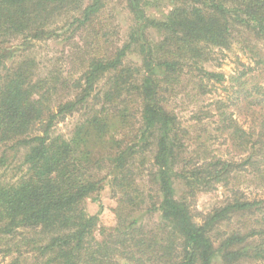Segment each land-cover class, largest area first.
I'll return each instance as SVG.
<instances>
[{
    "label": "trees",
    "instance_id": "trees-1",
    "mask_svg": "<svg viewBox=\"0 0 264 264\" xmlns=\"http://www.w3.org/2000/svg\"><path fill=\"white\" fill-rule=\"evenodd\" d=\"M111 1L0 0V168L27 150L21 175L0 181V264H264V0H124L125 40ZM49 43L70 67L42 74ZM234 44L248 64L209 69ZM217 84L225 96L208 101ZM76 113L69 136L52 135ZM106 186L113 227L86 207Z\"/></svg>",
    "mask_w": 264,
    "mask_h": 264
},
{
    "label": "rangeland",
    "instance_id": "rangeland-1",
    "mask_svg": "<svg viewBox=\"0 0 264 264\" xmlns=\"http://www.w3.org/2000/svg\"><path fill=\"white\" fill-rule=\"evenodd\" d=\"M110 3L112 4V7H108L106 15H114L116 19L113 21V25H115L119 29V40H125L127 38V34L131 24L130 14L125 9L124 0H112ZM37 52L38 59L42 64V74H44V72L46 73L47 70L52 69L53 65H55L59 69L61 67L62 69H67L68 67H70V65L68 64V59L65 55L67 50L64 52L63 45H59L58 43L41 44L39 45ZM214 59V62L209 65V69L223 72L227 76L234 73L238 61L247 64L249 62V60L247 59V57H245L237 44H234L231 50L216 49ZM216 89V93L213 96H209L208 101L212 100L213 97L218 95L222 97L225 96L226 92L224 91V86L217 84ZM174 109L175 111H177L184 124L190 125L195 123L194 119H192V110L196 109L194 105H190L187 102L183 103L182 99L179 97L174 103ZM80 118L81 113H76L72 116H68L64 122L57 124L53 128L52 135L69 136L73 131L75 124L78 120H80ZM213 145L214 146H212L211 149L215 154L225 156L227 150L222 139L216 140L215 144ZM3 151L4 149L0 148V159L2 158ZM26 151V149H21L16 153L8 152V154L6 155L8 157L5 164L6 166L0 168V181H13L14 179L18 178L19 175H21L19 167L23 163ZM138 183L148 191H151V188L155 190L154 186L151 185L147 178H144L142 180L139 179ZM238 183H240L239 186L242 189H245L247 195L251 197L263 195V192H261L262 190L257 189L255 184L249 178L243 177ZM224 195L225 194L223 188H219V190L211 194H199L196 200L194 213L198 215H204L208 213L214 206L218 205L222 201ZM118 203V198L114 197L110 187L106 186L103 191L87 200L86 207L89 214L100 216V224L102 226L113 227L117 224L115 211L118 207ZM147 207H150V204L144 205L142 208L143 210H145L147 209ZM157 220L158 214L154 215L153 217L146 216L145 218V221L150 222L151 224Z\"/></svg>",
    "mask_w": 264,
    "mask_h": 264
}]
</instances>
